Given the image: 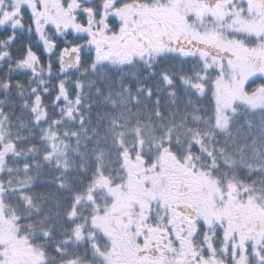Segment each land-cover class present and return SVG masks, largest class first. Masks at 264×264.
Listing matches in <instances>:
<instances>
[{"label": "snow or ice", "instance_id": "obj_1", "mask_svg": "<svg viewBox=\"0 0 264 264\" xmlns=\"http://www.w3.org/2000/svg\"><path fill=\"white\" fill-rule=\"evenodd\" d=\"M0 264H264V0H0Z\"/></svg>", "mask_w": 264, "mask_h": 264}]
</instances>
